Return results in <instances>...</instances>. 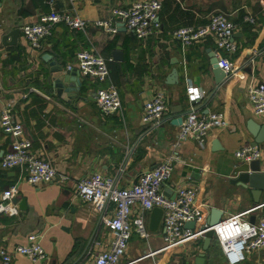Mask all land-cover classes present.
<instances>
[{
  "label": "crops",
  "instance_id": "crops-1",
  "mask_svg": "<svg viewBox=\"0 0 264 264\" xmlns=\"http://www.w3.org/2000/svg\"><path fill=\"white\" fill-rule=\"evenodd\" d=\"M133 1L0 0V38L22 23L36 22L40 14L50 10L92 21L108 18L111 9ZM158 1L157 25L143 40L126 29L107 34L93 26L78 31L55 24L39 50L29 47L19 32L13 46H3L0 41V107L6 101L11 103L12 118L21 124L30 151L48 160L56 172L52 181L32 186L24 180L23 170L0 167V201L3 190L16 187L12 198L17 201L11 198L10 209L0 211V248L11 253L9 264H91L93 254L108 244L109 233L101 223L104 215L92 211L75 195V184L95 172L116 186L126 187L141 171L169 160L172 170L161 184L162 193L173 195L179 185L192 187L194 204L202 205L203 220L210 207L221 211V220L251 207L248 189L230 184L229 179L232 167L242 162L233 152L250 144L248 122L264 125V113L253 115L246 99L247 87L264 81V0H217L208 12L201 0ZM214 10L223 12L234 24L232 38L237 46L228 55L232 74L216 85L206 52H217L212 41L180 46L170 37L178 27L204 24ZM244 15L254 17L255 24L244 22ZM89 45L109 59L107 83L109 74L112 79L121 77V116L99 113L91 96L96 86L84 78L86 98L74 108L46 90L44 73L48 67L42 55H51L65 68L75 52ZM116 46L121 51L120 61L110 55ZM172 68L176 70L173 78L169 77ZM24 86H33L45 96L30 93L21 99L18 92ZM189 86L196 87L199 95L191 104L185 93ZM157 89L166 96V110L156 126L147 127L140 121L142 103ZM177 105L184 111L193 106L201 114L222 115L224 124L207 131L204 148L190 137L172 147L178 126L169 123V112ZM10 142L11 137L0 129V158ZM255 146L260 149L259 168L264 171V140ZM20 199H24L21 209ZM263 200L264 192L259 202ZM260 213L255 210L251 214L255 219ZM249 215L247 212L244 217ZM30 233L39 236L45 260L31 262L12 251L24 244ZM133 234L123 256V261L135 260L132 264H193L200 251L201 237L161 250L160 229L140 240L143 244ZM146 253L151 254L143 256ZM203 264H228L215 239L204 251ZM236 264H264V249L245 253Z\"/></svg>",
  "mask_w": 264,
  "mask_h": 264
},
{
  "label": "built area",
  "instance_id": "built-area-1",
  "mask_svg": "<svg viewBox=\"0 0 264 264\" xmlns=\"http://www.w3.org/2000/svg\"><path fill=\"white\" fill-rule=\"evenodd\" d=\"M161 4L158 0H135L124 7L111 9L108 18L88 21L77 16H71L65 11L50 10L39 15L32 23H22L18 31L27 45L39 50L42 42L49 36L55 24H62L67 29L84 31L88 26L107 33L115 34L118 23L136 39L143 40L156 27L155 18ZM243 21L255 24L254 17L243 16ZM234 24L221 11H212L207 21L201 25H187L178 27L170 32V37L180 46H188L195 42L210 39L214 44L216 64L225 76L232 74L233 65L228 55L237 49L232 38ZM107 61L92 45L81 48L74 54V60L65 66L66 69L75 68L81 78L91 82L108 80ZM0 85V91H1ZM30 93L42 94L33 86H24L18 92L23 99ZM187 100L198 98L196 87H186ZM203 92H200V94ZM246 99L253 115L264 113V81L249 85L246 89ZM94 104L102 115L115 114L121 116V100L115 86L108 82L105 87L94 90ZM167 100L161 89L155 90L152 96L142 103L140 121L147 127L156 126L163 117ZM224 124L222 115L218 112L201 114L190 106L182 117L172 147L176 148L186 137L192 138L199 148L205 146L207 131ZM0 129L11 137L9 148L0 158V167L10 169L17 167L24 171V180L36 186L48 183L56 175L51 163L33 154L29 149V142L22 137V126L12 118V105L4 102L0 107ZM260 149L250 144L243 145L233 152V156L249 162L258 159ZM172 166L169 160L157 163L152 168L138 173L134 181L126 187L114 185L111 179L98 172L79 179L75 184V195L95 213L103 214L101 223L109 233V241L105 247H100L93 254L91 264H132L135 260L123 261L127 241L131 232L140 239L148 237V230L144 224V217L153 207L161 209L159 221L163 247L170 249L197 238L202 231H197L203 224L201 204H194L195 190L190 186L179 185L175 188L173 197L169 198L161 191L162 182L168 178ZM16 192L15 185H11L1 192L0 211L9 210V202ZM255 210L261 213L252 223L244 218L247 211L229 215L211 227L220 253L228 264H236L243 260L245 253L264 249V200L258 202ZM193 221L195 228L187 229L185 222ZM14 253L26 257L29 261L46 259L39 243V236L30 233L25 237V243L13 247ZM146 253L143 256L149 255ZM142 256V257H143ZM139 257V258H142ZM138 258V259H139ZM11 253L0 248V264H9Z\"/></svg>",
  "mask_w": 264,
  "mask_h": 264
},
{
  "label": "water",
  "instance_id": "water-1",
  "mask_svg": "<svg viewBox=\"0 0 264 264\" xmlns=\"http://www.w3.org/2000/svg\"><path fill=\"white\" fill-rule=\"evenodd\" d=\"M211 1L213 0H201L203 4H207ZM156 20L157 17L155 18V21ZM117 26L118 31L125 30L122 23H118ZM18 32V28L15 27L7 33L3 34L0 38L1 44L3 46L15 45ZM206 52L209 59V64L211 66L214 83L216 85L224 79L225 75L217 66L216 58L214 57L213 52L210 51V49H206ZM110 55L112 60L114 61L121 60V51L118 46H116L110 52ZM42 59L45 61L48 67L47 72L44 73L45 86L52 97L70 104L72 108L75 107L76 102L85 100L86 97L83 95V84L81 82L82 79L75 68H63L60 64L55 63V60H53L51 58V55L48 54L42 55ZM175 74L176 70L172 68L169 77L173 78ZM168 83L172 82L168 81ZM91 96L94 100V92L91 94ZM194 101L195 100L190 101L189 103L191 104ZM187 112L188 110L184 111L179 105L172 106L169 112L171 115L169 123L171 125L178 126L181 122L182 116H184ZM206 113L207 111H205L203 114ZM246 130L251 138L250 145L255 146L256 144L264 140V125H257L253 121H249ZM229 183L236 184L248 189L252 201L248 221L252 223L254 220V216L251 213L255 211V207L259 202L260 194L264 192V171L260 170L259 168V160L254 159L249 162H240L232 167ZM164 195L168 196L169 198L173 197V195H168L165 193ZM12 201H17V198L13 197ZM23 206L24 199H20L18 201V208L21 209L23 208ZM220 216L221 211L219 209L210 207L209 213L204 219L203 224L198 227L197 231H202V233L198 236L201 237V245L200 251L193 259V264H203L204 251L207 249L210 241L213 239V231L211 227L221 221ZM160 217L161 209L159 207L151 208L148 213L146 224V228L149 232H155L158 229ZM183 227L187 229H193L195 228V225L193 221H189L185 222Z\"/></svg>",
  "mask_w": 264,
  "mask_h": 264
},
{
  "label": "trees",
  "instance_id": "trees-1",
  "mask_svg": "<svg viewBox=\"0 0 264 264\" xmlns=\"http://www.w3.org/2000/svg\"><path fill=\"white\" fill-rule=\"evenodd\" d=\"M217 3V0H213V1H211V2H209V3H207V4H203V5H205V6H207V12H208V10H210V9H212V7L215 5ZM215 11V10H214ZM212 12V11H211ZM210 13V12H209ZM208 13V14H209ZM79 31V30H78ZM109 73V72H108ZM110 79H111V83L114 85V83H113V79L110 77V74H109V82H110ZM87 80V79H86ZM91 82V81H90ZM92 83H94L95 84V86H96V88H98V87H105L108 83H107V81H103V82H92ZM33 84H35L37 87H39L40 86V84H38L37 82H35V83H33ZM82 84H83V82H82ZM95 88V89H96ZM116 89H117V87H115ZM46 90L48 91V89L46 88ZM83 90H84V84H83ZM49 92V91H48ZM117 92H118V94H119V91H118V89H117ZM119 97H120V95H119Z\"/></svg>",
  "mask_w": 264,
  "mask_h": 264
},
{
  "label": "rangeland",
  "instance_id": "rangeland-1",
  "mask_svg": "<svg viewBox=\"0 0 264 264\" xmlns=\"http://www.w3.org/2000/svg\"><path fill=\"white\" fill-rule=\"evenodd\" d=\"M222 4V3H221ZM113 83H114V86L115 87H117V89L119 90V86H121V84H122V82H121V77H117L116 79H114L113 78ZM244 218H246V217H244ZM146 219H147V214H145V217H144V224L146 225ZM159 229H160V225H159V227H158V232H159ZM131 234L132 235H134L133 234V232H131ZM151 234V232H148V237H149V235ZM132 235H131V237H132ZM139 241V243L140 244H143V242L142 241H140V240H142V239H140L137 235L135 236ZM148 239V238H147ZM146 239V240H147ZM144 240V239H143Z\"/></svg>",
  "mask_w": 264,
  "mask_h": 264
}]
</instances>
